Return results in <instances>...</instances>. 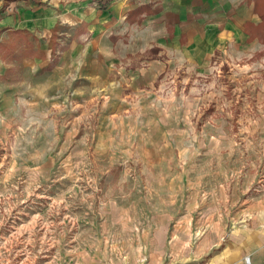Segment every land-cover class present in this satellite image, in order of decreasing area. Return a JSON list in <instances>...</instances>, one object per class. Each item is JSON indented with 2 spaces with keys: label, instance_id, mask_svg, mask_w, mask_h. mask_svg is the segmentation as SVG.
<instances>
[{
  "label": "rangeland",
  "instance_id": "obj_1",
  "mask_svg": "<svg viewBox=\"0 0 264 264\" xmlns=\"http://www.w3.org/2000/svg\"><path fill=\"white\" fill-rule=\"evenodd\" d=\"M35 1L38 0H0V36L2 35V40L10 43L7 45L5 42L0 43V70L4 69L5 72L0 75V80L2 79L7 85H13L20 75H25L27 72L25 70H29L28 64H22L24 56L34 62H36L34 56L39 61H44L46 58L45 55L42 56L44 52L39 48L42 40L34 39V35L29 37L27 33H11L1 29L4 24L8 25L7 27L10 24L15 25V19L18 20L17 22L28 16L30 19L31 14L34 13L33 9L37 8ZM11 15L14 17L13 22H10ZM49 49L50 60L42 70H52L58 63L59 52L55 50V47L52 49V46ZM257 57H260L258 53L251 61L246 62H258ZM227 58L222 56L220 59L215 58L209 65V68L219 67L220 69L215 75L225 86L223 99L218 101L212 98L203 101L200 104L199 113L191 117V120L198 136L216 127L224 136L222 145H226L228 140H231L236 148L231 154L226 147L224 150L214 151L216 146L210 142L211 137L207 139L200 137L195 145L196 154H188L190 158L192 156L194 158L191 163L190 160L182 163V158L180 161H178L180 158L175 159L177 157L175 155L182 157L180 148H178V154H175L167 150L174 146L157 147L158 131L152 126L161 119L157 110L144 113V119L142 113H138L137 109L131 110L129 107L118 113L109 112L106 110L104 92L98 88L86 87L84 84L79 85V81L73 80L64 93L55 92L52 95L54 97L47 99L34 110L36 112L50 110L54 114L57 121L55 133L57 142L54 150L40 161L44 174L37 178L39 186L34 189L33 194L27 196L24 193L27 187L25 182L30 175L27 169L36 167V162L28 157L35 156L37 152L44 149L46 141L50 138L42 135L43 128H40L34 134L35 139L32 145H28L25 141L21 142L20 147L25 149L23 160L17 159L14 162L11 146L15 143L17 136L21 135L23 118L29 109L18 101L13 103L12 108H15V114L9 115L8 123L3 125V128L0 127V141H3L0 144V193L6 189L11 191L13 199H10L9 203H15L16 206L12 208L10 215H3L6 222L0 228V236L7 238L16 228L28 223L32 215L46 213L52 199L74 185L77 190L84 187V194L92 196L91 208L80 206L68 210L61 207L59 214L50 218L58 226L56 238L60 239L61 243L55 246L45 243L43 251H41L40 240L44 237V230L37 225V243L36 247L31 249L35 256L34 264H51L57 252L61 258L59 264H78V261L79 264H92L90 258L109 264V261L103 258L106 250L111 257V264H128V261L122 262L120 259L128 251L121 241L141 234L139 228H136L135 233H129L128 229L132 228L133 223L138 225L139 222L151 216H157L155 212L160 214L162 211L155 210L162 208L170 200H174L177 204L178 214L186 213L185 199L192 200L194 203L196 201L201 207L195 208L197 210L193 212L194 215H197L199 210L207 215L217 214L221 217L226 231H229L230 227L243 223V219L249 217V214H256L260 211L258 209H264V92L261 91V84L254 80L263 76L253 75V72H250L246 78L233 80L230 62L224 63ZM187 68L186 65L179 69L176 65L169 66V69L166 68L165 73L155 81L156 83L145 89L143 93L153 98L149 101L156 100L161 86L171 78L177 94L183 91L185 95H190L191 88L200 77L196 75L198 71L194 68L196 71L188 75ZM185 79L188 80L187 84L182 83ZM65 99L68 104L61 110L58 105H64ZM136 101L138 98L130 100V103L136 104ZM183 114L181 112L182 116ZM84 116L86 119L77 126L76 121ZM48 119H53V116H49ZM139 121H143L145 129H141L142 125ZM149 124L151 128L146 127ZM180 126L178 128L180 131L186 127L183 122ZM74 127L75 132H73ZM242 127L247 128L248 131L242 132ZM22 135L27 137L29 133ZM176 136L179 144L181 137L177 134ZM85 137H87V160L82 167L86 170L91 169L89 174L96 178L94 195L93 189L86 187L83 179H76L68 174L70 168L74 169L76 164L81 163L82 158L78 153L85 150V145L81 143ZM162 148L164 152L160 151ZM22 162L25 168L15 172L13 164L19 166ZM182 164L183 172L182 167H179ZM9 172L13 173L11 178L8 176ZM80 176L84 177L85 173L81 172ZM170 178H173L172 183ZM170 184L174 187V191H172L173 188H168V193L166 190L163 191L165 186ZM185 184L199 185V187L194 193H188L185 192ZM12 185H15V188ZM178 185L181 188L185 186L183 193H178ZM25 196H27L26 201L20 203L19 201L25 200ZM67 199L71 201L72 198ZM77 201H79V192ZM247 206H253L252 213L245 209ZM173 208L165 210V214L173 213ZM70 211L80 216L87 213L86 222L82 219L77 226H73L65 221L64 217ZM243 212L245 215H242ZM202 226L203 229L210 230L216 227V223L211 221ZM60 232L64 233L62 238L59 236ZM80 232L87 233L83 239L88 240V244L81 245L74 240ZM170 235L169 231L168 238ZM105 236L111 238L105 240ZM26 237L27 233L21 239ZM92 240L100 241L98 252L90 248ZM135 240L133 238L132 243ZM114 243L117 249H123V251H113L109 246ZM77 247L81 252H86L87 256L67 255L69 251ZM132 247L137 246L132 245ZM22 248V244H14L10 248L6 254L9 264H22L28 259L26 255L18 254ZM166 254L164 260L170 262L172 255L169 251ZM144 261L146 262V258Z\"/></svg>",
  "mask_w": 264,
  "mask_h": 264
},
{
  "label": "crops",
  "instance_id": "obj_2",
  "mask_svg": "<svg viewBox=\"0 0 264 264\" xmlns=\"http://www.w3.org/2000/svg\"><path fill=\"white\" fill-rule=\"evenodd\" d=\"M104 2L106 5L101 9ZM35 4L37 8L33 9L30 19L29 16L20 22L15 19V25L7 27L4 24L1 28L11 33H27L29 37L34 35V39L42 40L39 48L46 57L39 61L34 56V62L24 56L22 64L29 65L25 75H20L13 85L0 80L2 128L8 123L9 115L15 114L13 103L18 101L27 109L30 106H36L33 110L38 109L41 103L54 97L55 92L64 93L73 80L104 92L109 112L118 113L129 107L137 109L144 119V113L155 110L150 107L152 101L149 99L153 98L144 95V90L155 84L166 68L176 65L180 54H190V58L185 57L184 65L200 73L215 58L246 52L254 43L264 45V25L255 29L262 21L264 0H38ZM13 21L11 15L10 22ZM1 42H5L2 35ZM145 45H148L147 51L141 52ZM51 46L59 52L58 63L52 70H42L50 60ZM176 49L180 50L179 54ZM257 53L260 56L257 57L258 62L264 60V53ZM257 71L252 74L263 76L254 79L261 84L262 91L264 68ZM4 73V69L0 70V75ZM134 97L138 98L136 104L130 103ZM152 126L158 131L157 147L174 146L167 150L178 154L177 136L171 129L180 128V123L169 126L161 122ZM140 127L145 129V125ZM146 127L151 128L150 124ZM160 151L164 152V148ZM175 156V159L180 158L178 161L182 158ZM192 157L183 163L186 160L193 162ZM179 167L183 172V164ZM172 180L170 178V183ZM185 186L188 193H194L199 187L193 184ZM185 186H179L178 193H183ZM168 188L174 191L171 184L163 191L168 193ZM185 200L186 213L178 214L177 204L170 200L155 210L162 211L160 214L155 212L157 216L136 225L141 232L137 234L141 237L139 243L148 244V251L142 253L146 257L144 264H244L245 255L250 253H254L251 264H257V259L264 257V233L258 230L261 220H264V209L248 215L256 217L255 220L247 217L243 223L226 231L219 215H207L201 210L194 215L195 208L201 205ZM172 207L173 213L165 214V210ZM245 209L252 213L253 206ZM211 221L216 223V227L203 229L202 224ZM242 224L249 228L244 237L236 234ZM169 231L171 235L168 238ZM197 232L202 234L197 236ZM161 233L166 239L162 252L157 254L149 242ZM174 236H179L185 243L173 249L171 242ZM190 238L191 243H188ZM132 245L137 246L138 241ZM167 251L172 255L170 262L164 260ZM124 255L127 256L124 261L135 264L129 250ZM90 260L92 264H103L94 258Z\"/></svg>",
  "mask_w": 264,
  "mask_h": 264
},
{
  "label": "clouds",
  "instance_id": "obj_3",
  "mask_svg": "<svg viewBox=\"0 0 264 264\" xmlns=\"http://www.w3.org/2000/svg\"><path fill=\"white\" fill-rule=\"evenodd\" d=\"M147 48L148 45H145L144 48H141V52L147 51ZM260 51H264V45L254 43L253 46L246 52H237L234 53V55L232 56H228L227 53L225 54L226 56H228V58L224 60V63L230 62V66L233 70L232 73L233 80L246 78L250 72L255 73L257 69L264 68V60L257 63L246 62V61H251L253 59V55ZM175 52L179 54L180 50L176 49ZM186 56L190 58V54L187 53L179 55V59L176 62L177 69L184 66V60ZM204 67H205V71L196 73V75L199 76L200 79L191 88L190 95H185L183 91H180L177 94L174 81L171 80L170 78L169 81L165 82L161 86V90L160 93L158 94V98L152 101L150 105L152 109H155L159 112L161 117V120L155 123L159 124L163 122L164 124L169 126H171L173 122H175L177 125L181 122L185 124L186 127L183 131H180L178 128L172 129V131L175 134L181 137L178 147L182 150V163L183 160L190 158L188 155L189 153L196 154L197 149L195 145L197 140L200 139V137H203L205 139L211 137L210 142L214 143L216 146L214 151L224 150V148L226 147L229 154H231L233 149L236 148L235 143L231 140H228L226 145H222L221 141L224 140V136L218 128L213 127L211 131L201 133L198 136L195 125L192 123L191 117L197 116V114L200 111V104L203 101L211 100L212 98H216L218 101L222 100L223 94L226 91L225 86L220 82L219 77L215 75L216 73L219 72L220 70L219 67L209 68L207 65H205ZM193 71L194 69L192 67H188L186 69L188 75H192ZM74 78L75 77H72V79ZM182 83L187 84L188 80L185 79L182 81ZM262 92H264V86H262ZM67 104L68 101L67 99H65L64 105H58V107L62 110ZM35 107L36 106L29 107V111L26 114L25 118H23V124L20 128L21 135L17 136L15 143L12 144L11 146L13 150V161L15 162L17 159L23 160L25 149H22L20 147L21 142L25 141L28 145H32L35 139L34 134L40 128H43L42 135L50 138L46 141V147L44 149L37 152L35 156L28 157V159H31L34 162H36V167L27 169V171L30 173L28 180L25 182L27 184V187L24 189V193H26L27 196L32 195L34 189L39 186L37 183V178L44 174L41 169L40 161L43 160L46 154L54 150V146L57 142V138L55 135L57 128V121L55 119L54 114L50 110L36 112L33 110ZM181 112L184 113L183 116L181 115ZM49 116H53V119H48ZM84 119H86V116L80 117L76 121V125L78 126L79 123ZM3 123L4 120L2 117H0V125H2ZM139 123L143 125V121H139ZM249 123H254V122L249 121ZM75 130L76 128L74 127L73 132H75ZM241 131L247 132L248 129L242 127ZM23 133H29V136L25 137L22 135ZM2 143L3 141H0V144ZM81 143L85 145V150L78 153V155L82 158L81 163L76 164L74 169L70 168L68 174L74 176L76 179H83L85 182V186L93 189V195H94L96 190V178L93 175L89 174L92 171L91 169L86 170L84 167H82V164H84L87 160V137H85V139L81 141ZM24 168H25V164L23 162L19 166H16L15 163L13 164V169L15 172H20ZM76 169H78V171H76ZM81 172L85 173L84 177L80 176ZM12 174H13L12 172L8 173L9 178H11ZM12 187L15 188V185H12ZM84 191H85L84 187H81L79 190H77L74 185L72 188L68 189V191L62 192L60 195L52 199V203L49 206L48 211L46 213L42 215L41 214L32 215L30 217V221L24 224L23 226L16 228L15 231L12 232L11 236H8L7 238L0 236V264H9L6 254L9 252L10 248L14 244H22L23 248L20 250V253L18 254H24L28 257V259L23 261L22 264H34L35 256L33 255L31 249H34L36 247L37 235H38L37 225H39L40 229L44 230V237L40 240L41 251L44 250L43 245L45 243H49L52 246L60 244L61 240L56 238V227L58 226L55 225L50 218L55 215H58L61 207H63L64 209L71 210L76 207L87 206L90 209L92 196L85 195ZM78 192H79V201H77ZM27 196H25V200H21L19 202L24 203L26 201ZM68 197L72 198L71 201L67 199ZM10 199H13V193L11 191H8L6 189L4 192L0 193V228H2L6 222L3 218V215L4 214L10 215L12 208L16 206L15 203H9ZM109 203H114V202L109 201ZM5 205L6 207H4ZM86 216L87 213H84L83 216H80L70 211L69 214L64 217V220L73 224V226H77L78 222L82 219L85 220L86 222ZM249 218L253 220L256 219V217L254 216H249ZM258 230L261 233H264V220H261ZM128 232L129 233L136 232L135 223H133L131 229H128ZM248 232H249L248 226L243 224L240 229L236 230V234L241 237H244L245 234H247ZM25 233H27V237L26 239L22 240L21 237ZM201 234H202L201 232H197V236ZM63 235H64L63 232L59 233V236L61 238L63 237ZM86 236L87 233L80 232L78 235L74 237V240L78 241L79 244L81 245L88 244L89 241L83 239ZM110 238H111L110 236L104 237L105 240ZM133 238H135L138 241V245L136 248L132 247ZM140 239L141 237L137 235V236H130L127 240L121 241L126 245V248L129 250V255H131L135 260V264H144V260L146 257L142 255V253L148 251V244L139 243ZM165 239L166 237L161 233L160 235L155 237L152 242H149L153 244L155 253L158 254L162 252ZM188 243H191V238L189 239ZM171 244H172V248L175 249L177 245L183 244V241L179 236H174ZM99 246H100L99 240H92L90 243V248L94 251L98 252ZM109 247H111L113 251H123V249H117L115 247V243L113 245H110ZM184 247H187V244H185ZM182 250L183 249H181V251ZM253 254L254 253L245 255L244 264H251ZM67 255L87 256V253L81 252L80 248L77 247L69 251ZM174 255H176V253H174ZM103 258L105 260H108L109 264H111V257L107 252V250L103 254ZM60 259L61 258L59 256V252H57V256L51 262V264H59ZM120 259L123 262L124 260L127 259V256H122ZM257 264H264V257H259L257 259Z\"/></svg>",
  "mask_w": 264,
  "mask_h": 264
},
{
  "label": "trees",
  "instance_id": "obj_4",
  "mask_svg": "<svg viewBox=\"0 0 264 264\" xmlns=\"http://www.w3.org/2000/svg\"><path fill=\"white\" fill-rule=\"evenodd\" d=\"M262 4H263V2H262ZM105 5H106V3L104 2V4H102V5L100 6V8H101V9H104ZM255 9H256V7H255ZM261 20H262V21H261V24H259L258 26H255V29H256V30L260 29L261 26L264 25V12L261 14ZM49 41H50V44L52 45V44H53L52 38H50ZM42 56H44L43 53H42Z\"/></svg>",
  "mask_w": 264,
  "mask_h": 264
}]
</instances>
